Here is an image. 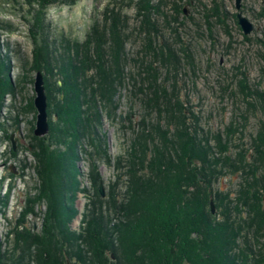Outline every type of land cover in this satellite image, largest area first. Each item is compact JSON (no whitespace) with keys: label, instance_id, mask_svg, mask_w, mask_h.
<instances>
[{"label":"trees","instance_id":"trees-1","mask_svg":"<svg viewBox=\"0 0 264 264\" xmlns=\"http://www.w3.org/2000/svg\"><path fill=\"white\" fill-rule=\"evenodd\" d=\"M41 1L43 5L51 2ZM150 19L156 34L157 22ZM43 22L33 37L37 54L34 68L45 76L50 133L36 136L37 143L27 148L36 156L38 180L27 193L16 224L5 239L0 235V264H264V256L254 246L248 242L247 249L248 245L242 248L239 243L242 213L232 218L235 207L238 212L254 210L264 219L260 188L254 187V181L251 189L247 183L237 192L221 185L226 173L251 174L247 150L229 142L238 127L227 133L228 139L224 138L225 133L215 134L217 141L213 144L210 137L199 132L196 112L184 101L176 100L179 98L174 91L178 89L177 83L171 91L165 87V93L170 95L168 103L174 101L170 109L164 108L161 118L172 126L169 136L163 125L148 126L149 109L140 110L141 119L136 121L131 105L125 121L117 115L119 102L115 97L118 85L125 83L129 75L123 46L126 33L116 30L117 39L113 35L114 45L109 46L108 33L95 29L96 56L83 57L78 40L69 41L68 62L60 66L62 77L58 81L49 68L53 65L55 71L56 64L54 61L51 65L53 51ZM152 35L149 38L155 55L152 61L163 58L168 65L176 64L178 68L177 50L164 43L159 48ZM188 57L192 59L190 53ZM4 63L0 64V74L5 70ZM143 69L150 76H155V72L163 74L159 65ZM0 79L3 81L1 110V99L13 85L9 78ZM159 86L156 83V89ZM244 86L249 94L263 97L248 84ZM104 115L113 120L119 117L121 125L133 135L134 128L138 127L126 152L115 158L109 153L106 134L102 131ZM0 127L6 129L2 122ZM151 129H156L159 135ZM160 135L162 145L149 147L148 137L154 140ZM256 140L263 146L260 152L256 144V153L264 157V132ZM86 145L92 149L88 151ZM231 145L235 151L229 154ZM20 147L19 144L17 150L12 148L15 157ZM82 148L92 162V188L84 190L79 165ZM100 160L115 167L105 197L100 192L104 182ZM23 164L27 167L25 161ZM254 180L262 186L264 174L255 173ZM81 190L89 194L90 203L77 230L72 223L79 213L77 199ZM9 196L5 201L1 199L0 204L5 205ZM233 196L237 197L236 204L232 203ZM38 203L46 204L47 208L43 211L40 230L28 225L30 215H39Z\"/></svg>","mask_w":264,"mask_h":264},{"label":"rangeland","instance_id":"rangeland-1","mask_svg":"<svg viewBox=\"0 0 264 264\" xmlns=\"http://www.w3.org/2000/svg\"><path fill=\"white\" fill-rule=\"evenodd\" d=\"M242 10L254 24V30L248 35L239 24L237 0H51L45 5L41 0H0V56L6 62L0 60V64L5 65L0 78H9L13 85L2 97L0 110V122L6 125V129L0 127V200L5 201L7 194H10L6 204H0L2 239L16 224L25 197L38 180L36 156L27 148L31 143H37L35 128L38 112L34 102L37 74L34 65L37 54L34 52L33 37L41 27L42 20L53 51L50 54L51 65L54 61L56 64L55 71L53 65H49V68L58 81L60 75L62 77L60 66L64 67L68 62L69 41L75 38L78 40L83 57L96 56L97 45L93 42L96 39L95 29L103 34L108 33L109 46L114 45V39H111L113 35L117 39L116 30L126 33V44L123 46L128 61L126 58L127 63L124 62L129 75L125 83L118 85L119 91L115 97L119 102L117 115L121 118L124 116L126 121L132 105L134 117L139 121L142 116L140 110L149 109L151 114L147 115L148 126L153 128V125H163L169 136L172 126L161 118L166 111L164 108L170 109L174 101L168 103L170 95L165 93V87L171 91L177 83L178 89L174 91L179 98L176 100L184 101L190 110L196 112L199 132L210 137L213 144L217 141L215 134L225 133L224 138L228 139L227 133L233 129L236 131L238 127V132L229 142L240 144L241 148L247 150L251 174L248 176L247 173L239 172L235 176L226 173L221 178L223 188L228 186L227 189L237 192L248 183L251 189V182L254 181V187L260 188L264 198V180L262 186L254 180L255 173L259 176L264 174L263 154H257L255 149L258 144L261 152L263 146L256 139L264 132V0H243ZM150 18L157 22L156 34ZM151 34L159 48L164 43L177 50L180 59L178 68L176 64L168 65L163 58L152 61L155 55L149 42ZM154 64L161 67V76L159 72L155 74V70V76H150L143 69ZM2 82L0 79V84ZM156 83L160 85L158 89ZM246 84L253 91L263 94V97L249 94L244 86ZM137 128H134L133 135L121 125L119 117L113 120L104 115L102 131L106 134L112 158L126 152L132 137L137 135ZM152 131L159 135L156 129ZM8 135L14 136L16 149ZM162 137L160 135L154 140L148 137V146L160 145ZM19 144L21 147L15 157L12 148L17 150ZM86 147L88 151L92 149ZM234 148L232 146L228 153H233ZM79 153V165L83 172L82 189H89L92 188V162L86 150L79 149ZM152 153L149 152L151 156ZM24 161L27 164L25 168ZM100 162L107 190L114 177L115 167L108 166L103 160ZM83 190L77 199L79 213L72 223L77 230L80 229L83 213L90 203L89 194ZM236 199L233 196L232 203L236 204ZM262 203L264 205V200ZM38 204L36 210L39 215H30L28 225L40 230L43 211L47 208L44 203ZM238 213H242L244 218L242 237L239 239L241 247L247 246L249 242L259 255L264 256L263 217L254 210L238 212L234 207L232 218L235 219Z\"/></svg>","mask_w":264,"mask_h":264},{"label":"water","instance_id":"water-1","mask_svg":"<svg viewBox=\"0 0 264 264\" xmlns=\"http://www.w3.org/2000/svg\"><path fill=\"white\" fill-rule=\"evenodd\" d=\"M242 2L243 0H237V7L240 9L238 13L239 24L241 25L244 33L246 35L251 34L254 30V24L244 15V11L242 10ZM35 106L37 108V124L35 128V135L38 137L46 136L50 132V121L48 114V95L46 91V83L45 76L41 70L37 71L35 77ZM124 119V116H123ZM14 149H16V140L14 136H11ZM100 192L103 197L106 196V189L104 187V182H101ZM212 210L215 212V204L212 200Z\"/></svg>","mask_w":264,"mask_h":264}]
</instances>
